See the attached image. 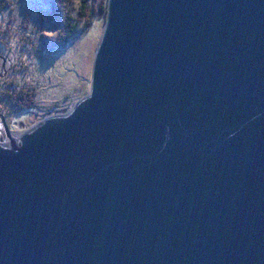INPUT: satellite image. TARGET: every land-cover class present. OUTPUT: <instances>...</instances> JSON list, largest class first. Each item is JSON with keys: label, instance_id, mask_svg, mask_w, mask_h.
Segmentation results:
<instances>
[{"label": "water", "instance_id": "95a60500", "mask_svg": "<svg viewBox=\"0 0 264 264\" xmlns=\"http://www.w3.org/2000/svg\"><path fill=\"white\" fill-rule=\"evenodd\" d=\"M0 120V264H264V0H107L88 95Z\"/></svg>", "mask_w": 264, "mask_h": 264}, {"label": "rangeland", "instance_id": "374dc122", "mask_svg": "<svg viewBox=\"0 0 264 264\" xmlns=\"http://www.w3.org/2000/svg\"><path fill=\"white\" fill-rule=\"evenodd\" d=\"M82 1L0 0V117H6L12 138L18 139L45 117L68 112L88 95L105 19L98 13L102 0H89L86 12ZM69 15L78 33L62 46L67 32L62 23ZM31 103L33 111L18 110ZM1 124L0 120V138L5 136Z\"/></svg>", "mask_w": 264, "mask_h": 264}, {"label": "trees", "instance_id": "16d2710c", "mask_svg": "<svg viewBox=\"0 0 264 264\" xmlns=\"http://www.w3.org/2000/svg\"><path fill=\"white\" fill-rule=\"evenodd\" d=\"M40 1H42V2H44V3H47V4H49L48 2L49 1H52V2H55V3H61L62 2V0H40ZM89 0H83L82 1V4L84 5V7L82 8V11L83 12H86L88 9V7H87V2H88ZM103 1V4H100V6H98L99 8H98V13L99 14H101L102 16H103V18L105 19V16H106V11H107V0H102ZM83 12H80V15L82 16L83 14ZM90 14V16H89V18H88V26H91V21H92V17L94 16V12H93V10L92 11H90L89 12ZM100 16V15H99ZM63 25H64V28L67 30V32H64V34H63V38H62V46H64V45H66V44H68L69 43V41L75 36V35H77V33H78V28H77V26L75 25V24H73V20H72V18H71V16L69 15V16H67L66 18H65V20L63 21V23H62ZM61 46V47H62ZM20 94H22V92H20ZM22 98V97H21ZM8 99V98H7ZM24 99V98H23ZM32 101H33V99H32ZM31 101V102H32ZM32 104H34V103H31L30 104V106L29 107H27V108H21V107H18V110L20 109V111H24V112H28V111H33V109H34V106L32 105Z\"/></svg>", "mask_w": 264, "mask_h": 264}, {"label": "flooded vegetation", "instance_id": "af4514ba", "mask_svg": "<svg viewBox=\"0 0 264 264\" xmlns=\"http://www.w3.org/2000/svg\"><path fill=\"white\" fill-rule=\"evenodd\" d=\"M6 119V117H4Z\"/></svg>", "mask_w": 264, "mask_h": 264}]
</instances>
